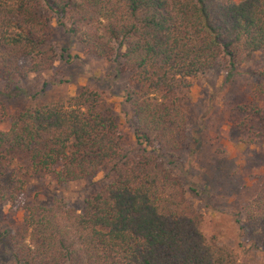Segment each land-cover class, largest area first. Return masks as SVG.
<instances>
[{"label": "trees", "instance_id": "1", "mask_svg": "<svg viewBox=\"0 0 264 264\" xmlns=\"http://www.w3.org/2000/svg\"><path fill=\"white\" fill-rule=\"evenodd\" d=\"M52 23L85 56L128 75L125 101L139 155L123 154L118 118L89 86L11 117L0 131V176L14 171L0 202L23 197L29 172L52 174L60 185L101 172L112 179L81 213L59 201L25 204L21 225L0 232L3 253L15 264H256L203 234V217L172 168L187 147L182 99L192 82L220 62L231 78L264 54V0H0L5 95L21 96L29 75L71 59L67 49L57 57L51 47ZM258 76L264 94V71ZM236 112L244 117L239 127L264 141V110L242 105ZM239 215L241 241L264 254V187Z\"/></svg>", "mask_w": 264, "mask_h": 264}, {"label": "rangeland", "instance_id": "2", "mask_svg": "<svg viewBox=\"0 0 264 264\" xmlns=\"http://www.w3.org/2000/svg\"><path fill=\"white\" fill-rule=\"evenodd\" d=\"M51 25L54 33L51 47L57 57L67 49L71 59L56 61L50 71L29 75L20 83L23 94L19 97L5 95V84L0 78V131L8 130L11 117L19 112L67 100L81 87L89 86L101 94L117 116L123 154L136 158L139 147L134 136L135 119L125 101L128 75L119 73L114 64L85 56L71 36L55 23ZM263 71L264 54L259 53L231 78L225 63L220 62L192 82L182 99L187 110V147L175 155L179 165L172 168L186 190L188 201L203 217V234L216 238L243 259H255L256 264H264V254L250 251L241 241L236 221L243 219L239 215L242 208L257 198L264 187V141L257 139L256 132L239 127L244 117L236 109L255 105L264 110V94L258 89L261 82L258 74ZM27 169L25 162L23 172ZM1 171L0 189L4 190L14 170ZM111 179L107 172H101L89 179L60 185L52 174L29 172L24 176L23 197L18 196L16 204L0 202V232L18 228L24 205L33 202L51 207L59 201L81 213L85 202ZM0 264H15L1 246Z\"/></svg>", "mask_w": 264, "mask_h": 264}]
</instances>
